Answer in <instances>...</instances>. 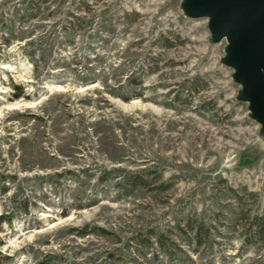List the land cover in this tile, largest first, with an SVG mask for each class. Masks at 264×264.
<instances>
[{"label": "rangeland", "instance_id": "obj_1", "mask_svg": "<svg viewBox=\"0 0 264 264\" xmlns=\"http://www.w3.org/2000/svg\"><path fill=\"white\" fill-rule=\"evenodd\" d=\"M226 43L182 0H0V264H264Z\"/></svg>", "mask_w": 264, "mask_h": 264}, {"label": "water", "instance_id": "obj_2", "mask_svg": "<svg viewBox=\"0 0 264 264\" xmlns=\"http://www.w3.org/2000/svg\"><path fill=\"white\" fill-rule=\"evenodd\" d=\"M186 16L207 19L212 42L226 39L223 63L240 85L237 99L264 135V0H182Z\"/></svg>", "mask_w": 264, "mask_h": 264}, {"label": "trees", "instance_id": "obj_3", "mask_svg": "<svg viewBox=\"0 0 264 264\" xmlns=\"http://www.w3.org/2000/svg\"><path fill=\"white\" fill-rule=\"evenodd\" d=\"M163 40H164L163 44H165V45L172 46L174 44L166 36L163 37ZM191 86L194 88L196 87L195 83H192ZM132 178H133V180L131 182H132V187H134V188L147 185V181L144 180L143 178H140L139 176H133ZM203 225H204L203 222H201V223H199V227H194L195 228L194 234H195V237L199 240V242H202V238L204 236L203 231H202ZM263 226H264V219H263V216L261 215V216L257 217V222H256V229L259 233L264 232V229H262ZM148 233L149 234L147 236H143L141 239L143 240L145 238L147 241H149L151 236H152L155 238L156 242L161 246V248L167 249V246H169V244L166 241L167 236L164 233L157 232L153 229L148 230ZM204 234H209L208 230L205 231ZM171 243L174 244L175 242L171 240Z\"/></svg>", "mask_w": 264, "mask_h": 264}, {"label": "bare ground", "instance_id": "obj_4", "mask_svg": "<svg viewBox=\"0 0 264 264\" xmlns=\"http://www.w3.org/2000/svg\"><path fill=\"white\" fill-rule=\"evenodd\" d=\"M7 66H8L7 64L3 65V67H7Z\"/></svg>", "mask_w": 264, "mask_h": 264}]
</instances>
